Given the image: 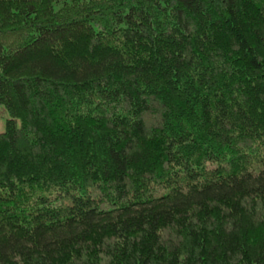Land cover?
<instances>
[{
    "label": "trees",
    "instance_id": "16d2710c",
    "mask_svg": "<svg viewBox=\"0 0 264 264\" xmlns=\"http://www.w3.org/2000/svg\"><path fill=\"white\" fill-rule=\"evenodd\" d=\"M0 109V264H264V0H0Z\"/></svg>",
    "mask_w": 264,
    "mask_h": 264
},
{
    "label": "rangeland",
    "instance_id": "374dc122",
    "mask_svg": "<svg viewBox=\"0 0 264 264\" xmlns=\"http://www.w3.org/2000/svg\"><path fill=\"white\" fill-rule=\"evenodd\" d=\"M2 112L3 111L0 109V131L3 130V126H4V119H3L4 115H3ZM100 238H98V239H94L93 238V241H90V246L92 245V246H95L98 249L99 248H103L104 249L106 247V245H108V244L112 245L114 243L113 240H111V242H107L106 241L107 237H103L101 234H100ZM96 242H99V243L96 244Z\"/></svg>",
    "mask_w": 264,
    "mask_h": 264
}]
</instances>
